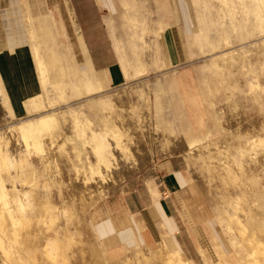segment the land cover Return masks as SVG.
Listing matches in <instances>:
<instances>
[{"label": "rangeland", "instance_id": "1", "mask_svg": "<svg viewBox=\"0 0 264 264\" xmlns=\"http://www.w3.org/2000/svg\"><path fill=\"white\" fill-rule=\"evenodd\" d=\"M16 37L31 48L40 89L22 114L0 117V191L15 221L17 202L29 216L15 225L0 217L1 264H164L179 253L168 240L107 246L90 210L174 155L190 177L177 202L187 264L248 258L235 214L264 241V0H0V48ZM31 124L36 144L21 135ZM102 175L114 181L68 217L69 199L87 198ZM62 194L70 207L56 217L46 199L58 205ZM56 235L57 263L47 254Z\"/></svg>", "mask_w": 264, "mask_h": 264}, {"label": "crops", "instance_id": "2", "mask_svg": "<svg viewBox=\"0 0 264 264\" xmlns=\"http://www.w3.org/2000/svg\"><path fill=\"white\" fill-rule=\"evenodd\" d=\"M5 40L0 48V117L12 119L22 114L25 102L38 93L40 85L29 44L17 37ZM90 57L95 69L99 59ZM152 168L148 182L108 193L91 208L93 232L105 245L125 248L165 239L188 258L183 232L177 236L182 226L177 202L184 200L190 183L186 162L174 155L158 160Z\"/></svg>", "mask_w": 264, "mask_h": 264}, {"label": "bare ground", "instance_id": "3", "mask_svg": "<svg viewBox=\"0 0 264 264\" xmlns=\"http://www.w3.org/2000/svg\"><path fill=\"white\" fill-rule=\"evenodd\" d=\"M41 124H42V122H41ZM34 126L35 125H33V124H31L30 126H28V127H22V129H21V135H22V138H23V140L25 141V142H27V140L26 139H28V137L29 138H32L33 139V141H34V144H36V142L38 143V137L36 136V135H33V134H35L34 132H35V128H34ZM258 140L257 141H255L254 142V144L257 146L258 145ZM260 143V142H259ZM8 147V146H7ZM14 151V150H13ZM9 152V151H8ZM13 155V154H12ZM17 155V154H16ZM15 155V156H16ZM4 156V158H6V156L5 155H3ZM10 156V155H9ZM14 155H13V157H15ZM17 158H15V159H11L10 158V162H11V165H13V167H14V169H15V171L17 172V174H18V176H19V174H20V172H19V170H21V167H23L21 164V162H20V160H21V158L19 157V155L18 156H16ZM19 157V158H18ZM2 159H3V157H1ZM9 158V157H8ZM263 159H264V156H263ZM7 160V159H6ZM9 160V159H8ZM7 165V164H6ZM46 165V164H45ZM25 167V166H24ZM15 172V173H16ZM107 173V172H106ZM112 174H113V172H112ZM112 174H110V175H112ZM115 174V173H114ZM17 176V175H16ZM107 175H105V176H103L102 175V181H101V179H100V182H98V180L96 181V184L95 185H93L92 187H91V189L89 190V192H88V197L87 198H85V197H83V196H81V197H78L77 195H73V198L72 199H69L71 202H70V205L72 204V205H74V211H73V213H71V214H69V216L68 217H71V218H73V214L76 216V217H78V216H80V215H82V212H84L85 211V209H86V206L87 205H89L91 202H93V201H97V199L100 197V196H102L101 195V193L103 194V192H104V190H106V188L111 184V181L113 182L114 180H111L110 182H109V178H107L106 177ZM104 177H106V179H107V181H106V179L104 178ZM108 177H110V178H112L111 176H108ZM105 180H104V179ZM114 178V177H113ZM115 179V178H114ZM116 180H117V178H116ZM115 180V181H116ZM104 181V182H103ZM118 181V180H117ZM116 181V182H117ZM75 189H78V186H76V187H74ZM80 188V187H79ZM0 190H2L1 188H0ZM80 190V189H79ZM80 192V191H79ZM23 195H26V194H28V191H25V192H23L22 193ZM63 195V194H62ZM62 195H59V197L57 196V198H58V205L55 203V202H53L54 200H53V198L51 197H49V198H47L46 200H47V203H48V206L49 207H47V208H51L52 209V211H54L55 212V215H56V217H58L60 214H62L63 215V213H65V211H66V209L68 208V206H69V203H68V200H67V197H65L64 195L62 196ZM83 195V194H82ZM6 197H7V193H6V191H3V195L1 194V191H0V217L1 218H3V219H5L6 221L8 220V221H10V223L12 224V225H15L16 224V221L17 222H19L23 217H29V216H25L24 215V213H23V208H22V206L21 205H23V204H21V203H19V202H17V204L15 205V216H16V221H15V219L13 218V216H11V212H12V210H11V204H10V202L9 201H7L6 200ZM26 197V196H25ZM32 197V196H31ZM27 198V197H26ZM25 198V199H26ZM33 198V197H32ZM78 199H80V200H82L81 202H78V204H77V206H76V204H75V202L77 203V201H78ZM23 200V199H22ZM27 201V200H26ZM25 201V202H26ZM33 201V200H32ZM243 201V199L242 198H240V199H238V200H236L235 201V206H236V208H237V210H240L241 208V202ZM25 202H24V204H25ZM28 202V201H27ZM29 202H30V200H29ZM28 202V203H29ZM94 202V203H95ZM23 203V202H22ZM28 205V204H27ZM36 205V204H35ZM47 205V204H46ZM92 205V204H91ZM24 206V205H23ZM44 207H45V205H44ZM70 207V206H69ZM32 208V207H31ZM45 209H46V207H45ZM46 210H48V209H46ZM45 210V211H46ZM242 210V209H241ZM51 211V210H50ZM51 211V212H52ZM50 214V213H49ZM52 214V213H51ZM54 214V213H53ZM53 214H52V216H53ZM68 214V213H67ZM54 215V216H55ZM61 215V216H62ZM41 218V217H40ZM26 219V218H25ZM25 219H23V220H25ZM49 219V218H48ZM230 219L232 220V221H234V222H236L237 223V226H238V230H239V232H240V234H241V236H242V238L244 239V240H246L247 242H248V247H249V249H248V258L246 259V260H244L243 261V263L242 264H264V262H262V260L261 259H258V255H257V252H262V254H263V256H264V241L262 240V237L261 236H259V234H261L262 233V230L261 229H259L258 228V226H256V227H254L252 224H250V225H245V224H243V223H241V221H240V219H238V216L235 214V215H233V216H230ZM3 221L2 219H0V227L2 228L3 226H4V222H6V221ZM27 220V219H26ZM42 220H43V218H42ZM47 220V219H46ZM39 221H40V219H39ZM42 222V221H41ZM44 222V221H43ZM6 224V223H5ZM66 224H67V222H66ZM52 225V224H51ZM54 225V224H53ZM6 226V225H5ZM55 226V225H54ZM68 226V225H67ZM53 228V227H52ZM66 228V227H65ZM31 229V228H30ZM6 230V229H5ZM54 230H55V234H59V232H60V227L57 225L55 228H54ZM63 231H65V232H69L68 231V229L66 228L65 230H63ZM4 235V234H3ZM17 234H15L14 236H16ZM19 235V234H18ZM13 236V237H14ZM1 238V237H0ZM14 239H18L17 238V236H16V238H14ZM53 239V238H52ZM60 239V237H58L57 235H56V237L53 239V240H50V239H48V242H50V241H52L51 242V245H52V247H54L55 248V250H53V251H49L48 250V256L49 255H51V260H55V263H57V258H55V256H56V254H57V250L59 249H57V247L59 246L60 247V244H61V240H59ZM1 240V239H0ZM50 240V241H49ZM20 240H18V243L20 244L21 243V245H22V242H19ZM47 242V244H49ZM60 242V243H59ZM17 243V244H18ZM46 243V242H45ZM245 243V242H244ZM18 244V245H19ZM246 245V244H245ZM4 246V245H3ZM6 246V245H5ZM0 247H2V243H1V241H0ZM11 247V246H10ZM2 248H4V247H2ZM45 248V247H44ZM245 248V247H244ZM1 249V248H0ZM17 249V248H16ZM61 249V248H60ZM246 249V248H245ZM3 250V249H2ZM7 250V249H6ZM10 251V250H9ZM47 251V250H46ZM59 251V250H58ZM161 251V250H160ZM160 251H155V252H153V256L156 254V253H158V252H160ZM6 253V252H5ZM59 253V252H58ZM94 253V252H93ZM60 254V253H59ZM0 255H1V253H0ZM34 255V254H33ZM167 255H169V258H167V260L164 262V264H173L172 263V260H173V258H175L176 260H177V264H187V262H185L184 261V259H182L181 257H180V255H179V253H177V251H176V253L174 252V251H172L171 253H169V254H167ZM9 256L10 255H8V253H7V255H6V257L7 258H9ZM95 256V255H94ZM172 257V258H171ZM1 258V257H0ZM13 257H11V259H12ZM33 258V257H32ZM99 258V257H98ZM260 258V257H259ZM16 258H14V260H15ZM17 259H19V257L17 258ZM16 259V260H17ZM96 259V258H95ZM144 259H145V261L147 262V261H150V260H152L153 258L152 257H144ZM5 260V259H4ZM33 260H35V259H33ZM9 261V260H8ZM13 261V260H12ZM12 261H9V263H7V264H11L10 262H12ZM23 261H24V259H23V257H20V259H19V264H21V263H23ZM96 261H100V260H97L96 259ZM264 261V260H263ZM35 262V261H34ZM100 262H103V261H100ZM2 263V262H1ZM0 263V264H1ZM14 263H16L15 261H14ZM116 263V262H115ZM120 263V262H119ZM123 263V262H122ZM125 263V262H124ZM17 264V263H16ZM64 264V263H63ZM99 264H104V262L103 263H99ZM226 264H228V263H226Z\"/></svg>", "mask_w": 264, "mask_h": 264}]
</instances>
